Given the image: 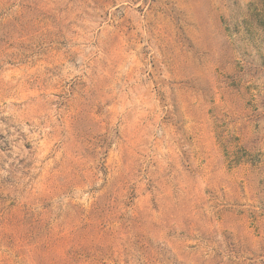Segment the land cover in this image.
<instances>
[{
    "label": "rangeland",
    "instance_id": "1",
    "mask_svg": "<svg viewBox=\"0 0 264 264\" xmlns=\"http://www.w3.org/2000/svg\"><path fill=\"white\" fill-rule=\"evenodd\" d=\"M0 264H264V0H0Z\"/></svg>",
    "mask_w": 264,
    "mask_h": 264
}]
</instances>
